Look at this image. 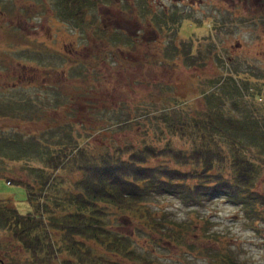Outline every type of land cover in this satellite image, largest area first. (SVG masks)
<instances>
[{"label":"rangeland","instance_id":"rangeland-1","mask_svg":"<svg viewBox=\"0 0 264 264\" xmlns=\"http://www.w3.org/2000/svg\"><path fill=\"white\" fill-rule=\"evenodd\" d=\"M85 1L0 0V106L11 101L14 94L31 99L36 96L41 100L44 90L57 84L60 86L55 89H61L62 101L73 95L65 105L55 107L58 110L51 114L52 120L49 121H22L0 115V153L5 155V159L14 160L1 163L0 170L4 176L26 183L28 167H44L34 152L29 154L26 150L25 154H19L23 139L19 135L13 136L14 131L21 132L22 136L27 133L38 135L44 126H54L56 120L72 124L73 135L64 136L62 141L69 142L71 147L75 146L74 136L77 137L75 144L92 150L93 143H106V139L120 146L126 142L140 147L152 145L157 155L146 165L164 172L191 167L190 158L200 150L201 141V136L192 127L198 122L197 118H205L207 108L223 106L232 114V108H241L240 113L234 115L264 114V13L255 11L254 6L252 11L249 6L247 12L238 9L230 15L221 14L216 18L217 22L212 16L206 17L196 11L188 14V21L179 23L178 28L175 26L178 23L158 19L161 12L155 3L151 8L156 9V13L142 18L145 15L143 10L141 16L138 15L141 20L137 22L134 12L127 4L123 6L122 0H88L87 12L81 10ZM160 1L168 6V0ZM93 3L97 7L102 6L91 16L93 7L89 10ZM65 5L71 10L64 12ZM103 5L108 6V15H104ZM177 17L173 15L172 18ZM147 21L154 27L153 32L146 25ZM103 23L106 26L105 37L100 33ZM99 48L102 51L99 52ZM60 56L65 57L69 66L59 62ZM62 68L64 78L56 73ZM94 70L97 74L93 73ZM98 82L101 85L94 91L80 88L82 85L94 86ZM55 89L54 92L57 91ZM103 91L109 93L105 102H117L121 110L114 114L106 107L99 121L91 110H98L97 101L101 100L98 95L104 94ZM47 95L50 98V91ZM219 99L223 102L220 103ZM163 109H174L177 122H182L184 127L190 122L191 126L171 132L164 129L167 127L163 126L160 118V122L153 119L146 125L140 121L146 118L145 114L157 115ZM124 118H128L129 123L116 132L111 124ZM242 126L247 127L243 123ZM230 136L236 134L230 133ZM12 138L20 145L12 146L11 154V147L4 146ZM202 152L201 156L207 154ZM262 156L263 159L259 160L254 154L248 155L259 165V174L251 182L241 184L244 193L249 188L250 196L262 197L261 201L264 200V150ZM227 164L222 162L218 165L224 177L228 171ZM47 171L50 172L48 177L54 174L58 177L55 178L57 182L61 179L60 184L51 187L49 198L58 196L62 187L67 190L73 180L71 186L74 187L76 179L82 175V171L72 163H58L55 169ZM30 191L14 181L7 183L0 176L2 264H29L34 260L29 258L30 251L13 232L15 228L11 221L5 219L10 216L9 208H14L21 217L39 209L37 204L41 201H30L28 197L36 198L37 195ZM200 191L207 193L208 188L202 187ZM242 196L235 193L228 199L214 197L192 206L186 205L183 199L166 194L152 197L153 200L148 198L150 202L147 201V205L152 208L158 205L166 213L165 218L186 224V238L181 244L162 242V245L158 235L147 234L148 229L138 224L137 213L131 217L140 233L133 229L131 238L138 251H147L149 257L153 256L162 264H219L222 257L230 264H264V205L254 204L260 215L253 217L254 212L245 213ZM108 218L113 216L108 215ZM133 223L127 222L123 229L128 233ZM44 229L34 232L45 233L52 238L48 263L59 264L58 260H67V255L61 250L67 238L63 241L50 224ZM88 244L92 247L93 243L90 241ZM71 264H79L74 255L71 256Z\"/></svg>","mask_w":264,"mask_h":264},{"label":"trees","instance_id":"trees-1","mask_svg":"<svg viewBox=\"0 0 264 264\" xmlns=\"http://www.w3.org/2000/svg\"><path fill=\"white\" fill-rule=\"evenodd\" d=\"M63 9L64 12L66 9L71 10L67 5ZM100 51H102L101 48H99ZM59 62L64 65L67 60L60 56ZM66 66L69 64L67 63ZM56 73L62 78L65 77L63 68ZM93 73L97 74V71L94 70ZM100 85L101 83L98 82L97 85H82L80 88L94 91L95 87ZM59 86L60 84H57L44 90L41 100H38L36 96L31 99L17 97L14 94L11 101L4 102L5 106H0V115L3 117L8 115L10 118L22 121L52 120L51 114L58 110L55 107H61L67 103L66 101L73 99L71 95L62 101L61 89H55ZM54 89L57 91L54 92ZM47 91H50V98ZM103 92L104 94L101 92L98 95L101 98L97 101L98 110L96 112L95 109L91 110L99 121L106 107H109L107 111L114 114L121 110L118 109L117 102L112 104L105 102L109 93ZM219 100L220 103L223 102ZM222 107L207 108L205 118H197L198 122H195L192 129L201 136L200 150L195 154L196 156L190 158L191 167L184 170L164 169L165 171L162 172L153 166L146 165L150 158L157 155L154 146L149 144H143L140 147L138 144L126 142L120 146L106 139L108 141L106 143H93L95 146L92 150L85 145L81 148V145L75 144L77 137L74 136L75 146L71 147L69 142H62L64 136L70 137L74 132L72 124L64 120H56L52 127L44 126L39 130L42 133L38 135L27 133L22 136L21 132L14 131L13 136L19 135L23 139V144L20 145L15 138H12L4 147H11L12 154V146L20 145V155L25 154L26 150L29 154L34 152V156L44 165L39 167L42 168L40 170L28 167V173L25 174L28 178L26 183L4 176L0 170V176L9 182L22 184L26 191L32 190L31 194L36 192V198L28 197L30 201L35 199L41 201L37 204L40 206L37 211L34 210L21 217L15 213L14 208H9L10 216L5 217L7 222L11 221L10 224L15 228L13 232L17 233L19 240L23 241L24 248L30 251L29 258L34 260H31L29 264H49L48 248L52 238L45 233L34 232V230L40 232L45 230V225L49 224L62 236L63 241L67 238L62 244L64 248H61L67 255V260L59 262L57 259L59 264H71L73 255L78 258L79 264H162L153 256L149 257L147 251H138L135 247L131 235L133 229L139 233L140 231L132 222L133 213L138 215V224L148 229L147 234L158 235V241H161V244L162 242L181 244L186 238L185 233L188 232L186 224L165 218L166 213L160 210L158 205L154 208L149 207L150 204L146 203L148 200L166 194L179 199L189 198L187 202L200 203L206 195L210 194L244 193L241 184L251 182L259 174V165L248 158V155L254 154L255 159H263L264 114L258 113L254 116L246 112V116L234 115L240 113L241 108H232V114ZM176 116L174 109H163L157 115L145 114L146 118L140 121L146 125L151 123V120L159 121L160 118L163 126L167 127L164 129L171 132L183 131L191 126L189 122L187 127L186 125L184 127L182 122H177ZM128 118L111 124L116 132H119L118 129L122 125L126 126L129 123ZM242 123L247 127L244 128ZM156 127L162 131V128ZM229 132L235 133L236 136L231 137ZM239 136H245L246 140L245 137L239 138ZM200 151L207 154L201 156ZM6 161L14 160L5 159V155L0 153V165ZM222 162L228 163L226 177L218 167ZM58 163L59 165L72 163L77 170L82 171V175L76 179L74 187L71 186L73 180L67 190H63L60 186L62 187L60 194L49 198L51 187L56 183L60 184L61 179L57 182L55 178L58 177L54 174L48 177L50 172L47 170L55 169ZM202 187L208 188V192L200 191ZM50 199H52L51 202H49ZM108 215H112L113 218L107 219ZM45 222L47 224H43ZM127 222L133 223L132 230L128 233L123 229ZM90 241L93 243L92 247L88 244ZM218 263L230 264L225 257L220 258Z\"/></svg>","mask_w":264,"mask_h":264},{"label":"flooded vegetation","instance_id":"flooded-vegetation-1","mask_svg":"<svg viewBox=\"0 0 264 264\" xmlns=\"http://www.w3.org/2000/svg\"><path fill=\"white\" fill-rule=\"evenodd\" d=\"M122 1L123 6L127 4V6L130 7L132 12H134L135 21L137 22H139V20H141V17L143 18V16H151L152 14L156 13V9L151 8L152 3L159 5L158 10L161 13L158 16V19H160L162 22H167L169 19L170 23L175 22L178 24H181L184 21H188L186 20L188 18V14H195L196 11L200 14H204L206 17L212 16L213 18H215V22H217L216 18L219 17V15L221 14L230 15L238 9H242L243 11L245 10L247 12L249 10V6L251 11L252 6H254L255 11L264 13V0H168V6L160 0ZM87 2L88 0L83 2L85 6L83 5L81 10L86 8ZM91 6L93 7V13L91 14V16H93L96 12H99L98 10L101 9L102 5H100V7H97L96 3H93L90 5L89 11H91ZM103 7L105 8V12L103 11L104 15H108V6L103 5ZM143 10L145 12V15L143 14L141 16ZM118 11H120V9H118ZM84 12H87V10L85 9ZM139 14L141 17L138 16ZM173 15L179 17L173 19ZM144 20L146 21L145 17ZM180 24L175 26H179L178 28H180ZM146 25L150 26L152 28L150 31L153 32L154 27H152L151 22L147 21ZM190 25H192L191 22ZM105 27L106 26L103 23L102 30L100 31V33L102 34L101 37H105ZM99 40H101V38H99ZM102 48H104V46ZM0 264H2V261H0Z\"/></svg>","mask_w":264,"mask_h":264}]
</instances>
